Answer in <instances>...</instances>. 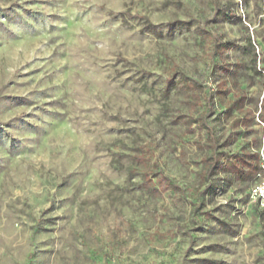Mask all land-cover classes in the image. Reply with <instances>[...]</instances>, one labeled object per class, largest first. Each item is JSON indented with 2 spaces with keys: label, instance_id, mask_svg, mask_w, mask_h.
Here are the masks:
<instances>
[{
  "label": "rangeland",
  "instance_id": "rangeland-1",
  "mask_svg": "<svg viewBox=\"0 0 264 264\" xmlns=\"http://www.w3.org/2000/svg\"><path fill=\"white\" fill-rule=\"evenodd\" d=\"M181 77L228 94L206 111ZM202 112L264 165V0H0V264H264V171L206 194Z\"/></svg>",
  "mask_w": 264,
  "mask_h": 264
},
{
  "label": "trees",
  "instance_id": "trees-1",
  "mask_svg": "<svg viewBox=\"0 0 264 264\" xmlns=\"http://www.w3.org/2000/svg\"><path fill=\"white\" fill-rule=\"evenodd\" d=\"M228 7L215 8L214 14L216 16L222 17L224 20H232V16L229 12ZM124 17L143 20L147 32L155 34L157 32L156 26L153 25L146 17H131L128 13L121 14ZM176 24L168 25V32H172ZM234 47L233 42H222L213 44V53L218 57L219 64L216 65L220 71L228 72V68L224 66L225 60L228 58V53ZM182 86H184L190 93L191 97L198 103L202 100L205 103L206 111H210L213 106L214 97H225L228 94V89L225 87L226 82L222 81L218 83L215 89V93L212 96L207 97L201 85L197 82L191 81L186 77H181L180 79ZM170 80L167 81L170 84ZM220 98V99H221ZM244 102L241 99H236L230 105L225 108L223 115L231 116L233 111H243ZM212 113L202 112L197 115L191 121V125H194L197 130L205 134L206 143V155L202 159V172L201 181L205 185L204 192L206 194L215 195L218 191L224 192V190L229 186L230 178H234L240 183H246L252 180L254 177L259 176V174L264 171V165H262V157L260 155L259 149H251L250 147H242L240 153L229 154L225 153V149L232 145V140L227 139L220 143L213 133L212 129L207 125L206 120ZM260 121L264 124V117L260 115ZM250 123V122H249ZM249 123L240 122L239 127L247 129L250 125ZM190 125V123H189ZM141 161L142 159H138ZM151 168L155 170L153 177L155 179V185L158 187V192L163 193L167 191H172L182 194V190L175 182L166 176L159 168L156 162H151ZM146 182H150L147 180ZM256 182L254 185L258 184ZM193 212L199 210L200 205L193 204ZM261 212V216L264 217V212ZM195 225L197 221L194 220Z\"/></svg>",
  "mask_w": 264,
  "mask_h": 264
},
{
  "label": "built area",
  "instance_id": "built-area-1",
  "mask_svg": "<svg viewBox=\"0 0 264 264\" xmlns=\"http://www.w3.org/2000/svg\"><path fill=\"white\" fill-rule=\"evenodd\" d=\"M249 198L257 204L260 211L264 212V180L251 187Z\"/></svg>",
  "mask_w": 264,
  "mask_h": 264
}]
</instances>
